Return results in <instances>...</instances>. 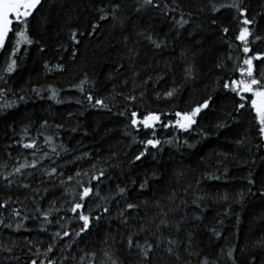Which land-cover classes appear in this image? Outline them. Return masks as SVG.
<instances>
[{
    "label": "trees",
    "instance_id": "trees-1",
    "mask_svg": "<svg viewBox=\"0 0 264 264\" xmlns=\"http://www.w3.org/2000/svg\"><path fill=\"white\" fill-rule=\"evenodd\" d=\"M118 2V20L100 22L97 32L91 34V24L100 15L97 9H110L112 0H42L28 23L34 42L21 45L13 73L5 75L3 71L11 43L0 52V75L7 82L0 81V88L11 90L0 97V202L10 200L12 207L22 209L20 217L0 210V219L12 225H0V264H30L36 249L43 253L49 243L57 245L54 255H49L60 264H112L113 260L118 264H199L204 257L211 264H232L221 249L226 252L233 246L235 264H264V195L260 194L264 193V139L258 135L254 112L246 107L237 113L238 97L222 86L229 77L239 78L232 69L244 58L241 44L235 40L242 17L234 8L211 11V4L219 7L233 0H159L161 8L140 11L137 8L143 0ZM242 6L248 10V18L255 19V25L249 27L264 37V0H242ZM181 13L190 20L184 28L173 22ZM77 26L83 33L78 45L69 39L70 29ZM225 27L230 29L227 36L222 33ZM139 33L151 34L167 46L157 49ZM225 40L233 45L231 50ZM251 47L253 53L264 52V40ZM229 52L233 59L225 60ZM222 60L227 65L223 72L216 67ZM121 64L123 69H119ZM190 65L195 66L197 79L186 84L184 69ZM254 65L257 76L264 72V63L254 61ZM137 71L143 79L152 76L153 81L144 99L129 105L116 93L128 94L133 79L142 82L134 77ZM159 76L165 78L157 82ZM85 79L81 92L76 86ZM124 80L129 81L127 87ZM181 85L174 98H156V92ZM53 89L57 91L55 99L51 98ZM89 91L103 98L108 107H93L86 99ZM140 91L137 89V96ZM208 96L213 101L200 114L197 125L185 132L157 124L156 138L173 143L150 148L140 161L135 160L144 151L141 142L150 138L153 130L133 128L126 108L141 114L157 111L162 123H167L174 120L175 111L188 110ZM5 103L13 106L3 107ZM47 137H52L49 143H45ZM33 140L35 149L23 147ZM77 157L84 158L73 164ZM33 159L38 161L36 169L14 173L15 167L31 164ZM52 167L64 176L49 178L46 173ZM101 169L105 178L93 181V187L107 200L93 196L86 202L92 215L101 217L86 233L51 240L55 232L75 233L82 224L63 210L53 213L51 224H44L43 217L23 219V215L35 216L37 206L47 210L49 203L61 196L53 190L40 201L39 197L32 199L33 189L52 188L77 170L92 175ZM10 173L13 184L4 179ZM82 179L86 181L88 176ZM249 179L255 183L249 185ZM22 184L32 187L25 189ZM119 188L127 189L123 196L117 195ZM173 194L175 198L170 200ZM128 203L138 207L126 209ZM103 207L109 212L104 213ZM122 210H126L124 216ZM195 216L202 219L195 220ZM60 217L66 219L57 224ZM161 219L169 226L161 225ZM18 223L23 227L17 229ZM213 227L221 233L220 238L212 235ZM129 236L141 244L149 241L157 245L147 261L138 248L128 247ZM169 240L177 242L172 246L179 258L167 252ZM190 251L199 256H189Z\"/></svg>",
    "mask_w": 264,
    "mask_h": 264
},
{
    "label": "snow or ice",
    "instance_id": "snow-or-ice-1",
    "mask_svg": "<svg viewBox=\"0 0 264 264\" xmlns=\"http://www.w3.org/2000/svg\"><path fill=\"white\" fill-rule=\"evenodd\" d=\"M42 3V0H0V52H3L7 48V44L11 43V51L8 53V58L6 60V68H4V74L9 75L14 72V70L17 67V53L21 50V45H31L33 44V39L31 38V35L28 30V23L29 18L33 16L34 12L37 10L38 6H40ZM211 3V0H210ZM144 7H152L159 9L161 8V4L159 0H143V3L137 8V11H140ZM234 8L238 11L239 16L242 17L240 20L241 27L239 28L238 35L235 36V40L239 41L241 44V51L244 54V58L242 59L241 63H236L233 66L232 72L233 74L238 73L239 78L232 79L229 77L227 80L223 81V89L227 90L230 93L235 94L236 97H238L239 102L236 105L235 111L237 113L240 112V110L245 109L246 107L251 111L254 112V119L258 125V135L264 139V72L260 73L259 76L256 74V67L254 65V61H260L264 63V52H254L251 47L252 44H254L257 41L264 40V37L260 35H256L252 28L249 26L255 25V19H249L247 12L248 10L242 6V0H233V3L230 5H224L221 4L219 7H217L215 4H211V11L212 12H219L221 8ZM120 10V4L118 0H112V6L110 9H105L103 7L97 9V11L100 13L98 21L94 24H91V34H95L97 30L100 27V22L107 21L110 18L114 21L118 20V12ZM171 11H175V9H171ZM191 14L189 13V16ZM122 23V21H120ZM173 22L176 24L179 28H184L185 25H188L190 23L189 19H186L184 14L181 13L179 19H175L173 17ZM213 24H216V21H212ZM230 29L225 27L222 29V33L227 36L229 34ZM11 34V38H10ZM83 35V33L80 32L79 26H77L74 29H70L69 31V39L71 42L75 44H79L80 40L78 39V36ZM138 35L143 36L145 39H147L155 48L160 49L161 47L167 46L164 41H159L151 34H145V33H139ZM251 37V39H250ZM227 43V46L229 50L233 48V45L231 43H228L227 40L224 41ZM41 51H44L43 48L40 49ZM132 52L133 50H129ZM249 53H252L249 55ZM73 58H75V53L73 55ZM131 59V57H129ZM233 57L231 53L227 55L225 60H232ZM217 69L220 71H224L227 67L224 60L219 62L216 65ZM45 68L48 71H51L50 68H48L47 64L45 65ZM57 68L60 70H63L62 65H57ZM124 65H119V69H123ZM118 69V70H119ZM135 78H140L142 82L140 84L136 83V79H133V87L130 90L128 94H125L123 92L116 93V95L122 96L125 101L128 102L129 105H134L135 102L139 100H143L147 91V86L150 82L153 81L152 76H148L147 79H143L141 77L140 72L134 73ZM111 78V77H110ZM164 76H159L157 78V82L160 80H163ZM197 79V73L196 68L194 65H190L188 68L184 69V81L185 83H194ZM0 81H4V76L0 75ZM87 82V80H81L80 84L76 87L79 88L81 92L84 91L83 85ZM6 84L7 82L4 81ZM129 81L124 80L123 85L127 87ZM175 83V82H174ZM115 85H113V89H115ZM181 86H174L168 89L167 91L160 93L156 92V98L157 99H171L178 95V93L182 89ZM137 89H141L139 92V96L136 95ZM11 90L4 87L0 88V97L6 96ZM33 91H39L38 89H33ZM57 96V91L55 89L52 90V99H55ZM20 99H23V97H20ZM87 101L93 106V107H105L107 108L108 105L105 103V100L103 98H96L92 92H88L86 94ZM213 101L212 96H208L206 99H204L202 102L197 103L195 106L189 108L188 110H182V111H175L174 113V120L170 119L167 123H162L161 116L162 114L157 111H147L144 114L139 113L138 111L130 110V108H126L125 111H130V122L131 126L133 128H139L142 126L144 129L153 130L152 135L150 138H148L146 141H142L144 145V151H141L139 155L135 157L136 161H140L146 154H148L149 149H156L159 146L162 145V143H173V140H165L161 141L160 139L156 138V133L154 129L156 128L157 124H162L163 128H176L181 131H189L193 128L194 125H197L198 117H200V114L204 111L209 109L211 102ZM79 102V101H78ZM13 105L11 103H5L3 107H12ZM121 115H124V113H120ZM165 116L169 114H163ZM231 115V114H229ZM139 117V118H138ZM46 123V122H45ZM60 127V126H57ZM219 127H223V125H219ZM52 140V137H47L45 140V143H49ZM23 147L25 149H35L36 148V142L33 140L30 143L23 144ZM62 147V146H61ZM191 147V145H190ZM53 152H56V149H52ZM35 152L33 153V156L35 157ZM47 153H43V157L47 158ZM86 157L90 156V154L85 153ZM84 157H77L75 161H72L73 164H76L79 160L83 159ZM38 166V161L36 159H33L31 164H21L19 167L14 168V173H21L22 169L26 168H32L36 169ZM92 169H95V165L92 164ZM49 178H51L53 175H56L58 178L63 177L64 173L62 171L58 172L56 167H52L50 171L46 173ZM11 173L9 176L4 177L5 181L8 184H13L14 181L10 178ZM29 175H32V173H29ZM88 176V179L85 181L82 178ZM103 178H105V172L103 169L99 170L97 173H94L92 175H89L88 172H85L83 170H77L74 175H68L66 180L60 178L58 180V184H53L52 188H35L32 190V199H36L39 197L40 201H43L47 195L52 192L53 190H57L61 193V196L58 197L55 200H52L49 203L48 209L44 210L41 207L37 206L34 209L35 216L32 215H23L24 220L28 219H39L40 217H43V223L44 224H51L53 220L50 219V217L53 215V213H59L62 210L65 212H70L74 214V218L78 219V221L82 222L80 228L75 233H71L67 230L64 231H57L50 237L51 240L56 241L60 240L63 241L65 237L71 238L72 235L80 236L83 233H86L90 225L94 220L98 221L101 219L100 216H93L92 211L90 208L87 207L86 202L90 200L93 196H95L97 199L100 200H107V197H101L98 190H95L93 187V181L100 182ZM218 178V177H216ZM74 182V186H70V184ZM249 185L254 184L255 182L251 179L248 180ZM147 184V181L145 183L141 184L140 187L143 189ZM21 187L25 189H29L32 186L30 184H22ZM126 188H119L117 195L123 196L126 193ZM261 195H264V193H260ZM70 197V199H69ZM175 194L169 197V199H174ZM227 197H225L226 199ZM25 199H28L26 197ZM194 204H196V207L199 208V204L196 203V201H193ZM59 205V206H58ZM68 205V207L65 209L63 206ZM157 206L159 207V203H157ZM97 207H100L97 205ZM138 207V205H134L132 203H128L126 205V209H134ZM0 210L8 211L10 210L11 215L15 217H20L22 215V209L14 208L12 207V203L10 200H5L3 202H0ZM87 211V214L85 212ZM126 210H122L120 215L124 216ZM103 212L108 213L109 208L103 207ZM161 215L165 216L167 215L166 212H164L163 209H161ZM66 219V217H60L59 219H56L55 222L57 224H60L61 220ZM183 219V218H182ZM195 220H200L202 217L195 216L193 217ZM126 222V220H125ZM161 225L169 226V222L166 219H161L160 221ZM222 224V222H221ZM0 225H3L5 227H12L11 224H5V221L3 219H0ZM23 227L21 223L16 224V228L20 229ZM177 230H179V224L176 225ZM61 228H63V225H61ZM46 230V229H43ZM211 233L213 236L220 238L221 233L216 230L215 227H213L211 230ZM31 243V242H30ZM169 247L167 248V252L173 255H176L177 258H179V253L175 251L172 245L177 244L174 240H169ZM189 243H191V237H189ZM127 245L129 248L135 247L140 250V254L143 258L147 261V258H149L151 251L157 246L156 244L144 241L143 244L139 242L138 239H134L132 236H129L127 239ZM57 247L55 243H49L46 247L45 251L43 253L40 252V249L37 248L35 252V258H30V264H60V261L57 259H54L53 256H50L49 254L54 255V249ZM8 251H11V249H8ZM234 251L235 246L227 248V251L222 248L221 253L225 255L227 258L232 260V264H235L234 259ZM29 252H32V249H29ZM189 256L197 255L199 256V253L196 252H189ZM93 256L95 253L92 254ZM105 255H108V253H105ZM41 256L43 258H41ZM111 259V257H109ZM253 262L255 261V257L252 258ZM112 264H118L117 261L113 260ZM150 264V262H149ZM199 264H211V262L208 260L207 257H204L199 261Z\"/></svg>",
    "mask_w": 264,
    "mask_h": 264
}]
</instances>
